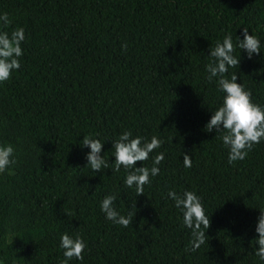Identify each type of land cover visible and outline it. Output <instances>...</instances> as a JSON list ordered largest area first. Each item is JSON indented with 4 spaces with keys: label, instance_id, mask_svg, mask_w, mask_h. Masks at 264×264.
<instances>
[{
    "label": "trees",
    "instance_id": "obj_1",
    "mask_svg": "<svg viewBox=\"0 0 264 264\" xmlns=\"http://www.w3.org/2000/svg\"><path fill=\"white\" fill-rule=\"evenodd\" d=\"M3 13L11 24L0 21V31L25 30L21 66L0 83V145L11 144L16 161L0 174L3 264H60L63 233L87 245L83 261L69 264H264L252 242L264 209V141L229 164L216 130H205L224 96L207 80L209 49L228 34L236 44L243 28L261 54L249 59L237 47L239 68L227 76L236 73L264 106V0H0ZM127 130L163 141L136 164L151 168L164 153L144 195L126 187L123 167L86 166L84 136L104 142L113 163L112 141ZM169 190L195 191L210 218L195 252L185 251L191 230ZM109 194L121 215L132 212L127 228L101 211Z\"/></svg>",
    "mask_w": 264,
    "mask_h": 264
},
{
    "label": "clouds",
    "instance_id": "obj_2",
    "mask_svg": "<svg viewBox=\"0 0 264 264\" xmlns=\"http://www.w3.org/2000/svg\"><path fill=\"white\" fill-rule=\"evenodd\" d=\"M0 21L3 22L4 28L11 24L7 13L0 15ZM24 33L22 27L13 30L10 35L7 31H0V83L8 81L13 72L21 66L19 58L23 55L21 43L25 40ZM242 34L243 39L238 37L236 44L231 34H228L222 41H217L214 47L211 46L208 55L210 62L205 66L207 80L211 82L215 78L218 91L224 93L221 106L212 112L205 130H216L215 137L218 136L228 149L229 164L244 160L254 145L264 141V106L253 103L251 91L246 90L242 83H237L236 73L231 74L230 78L227 76L229 68H239L241 57L234 55L237 47L245 51L249 59L254 54H261L260 39L256 35H250L247 28H243ZM122 47L126 50L127 44ZM80 143L82 147L90 149L86 154V166H90L95 173L109 168L112 172H120L123 167L127 171L124 184L128 188L135 187L136 195H144V186L150 184V177L159 175L158 165L164 160V153L161 152L154 157L151 168L136 167L137 162L144 165L150 153L160 148L163 141L156 136L151 137L150 141L145 137H133L131 130L124 131L118 139L112 141L115 157L113 163H109V160L101 155L104 142L100 139L87 135ZM14 151L11 144L0 145V174L16 163L13 158ZM183 165L185 168H191L192 158L189 154L183 153ZM167 197L175 202V207L183 214V226L191 230V248L186 247L185 251H197L205 244L208 238L205 233L210 227V218L205 212L201 198L195 191L189 190L183 191L182 194L169 190ZM116 199L115 194L105 196L100 203V209L107 220L127 228L133 223L132 212L129 211L127 216L121 215L114 207ZM132 207L135 208V203ZM259 211L255 228L258 236L252 242L258 245V249L254 248V254L264 261V209ZM59 246L63 249L64 257L60 264H69L73 259L83 261L87 245L79 234L75 237L67 233L61 234ZM0 264H3V261H0Z\"/></svg>",
    "mask_w": 264,
    "mask_h": 264
}]
</instances>
